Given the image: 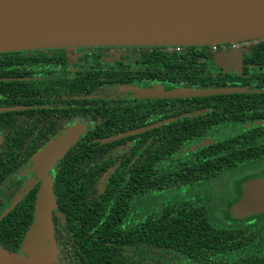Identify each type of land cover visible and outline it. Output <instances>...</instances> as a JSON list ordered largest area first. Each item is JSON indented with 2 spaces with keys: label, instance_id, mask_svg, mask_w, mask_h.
Masks as SVG:
<instances>
[{
  "label": "trees",
  "instance_id": "trees-1",
  "mask_svg": "<svg viewBox=\"0 0 264 264\" xmlns=\"http://www.w3.org/2000/svg\"><path fill=\"white\" fill-rule=\"evenodd\" d=\"M255 43L250 59L257 64L252 70L256 72L255 88L259 91H253L245 84H230L234 78L227 74H213L203 62L198 61L199 57L207 55L203 47H172L171 50L161 46L145 48L140 60L144 62L147 72L150 71L166 90L236 86L246 88L249 92L159 98L151 103L157 116L154 124L166 122L137 134L142 139L134 144V151L139 153L138 164H135L138 173L132 174L139 179V221L125 233L120 223L109 217L105 237L98 235V239L93 237L90 240L82 238V248L78 252L80 258L76 264H264V212L243 219L236 218L231 212L242 197L243 184L264 176V165L242 171L232 190V193L234 191L237 194L235 197L233 194L228 198L219 195L212 200L211 193L205 195V192H201L206 183L213 182L225 173L251 163L264 162V126L261 125L264 118L260 106L264 88V60L259 59L264 56V40ZM4 85L5 82H0V87ZM234 119L258 123L250 127L241 126L235 133L234 128H237L231 125ZM133 128L136 127L107 126L106 131L98 136L111 137ZM209 138L213 140L212 144L198 146L191 151L193 146ZM111 141L101 144L95 142L84 149L93 156L100 151H109L110 147L118 144ZM71 147L66 156L61 158L68 167L65 177L70 178L72 186L78 184L76 188L84 190L85 180H77L76 175H72V169L91 164L80 159L84 154L74 153L75 147ZM101 157L95 158L92 165L102 167L106 163L112 165L115 161L113 155L107 157L106 162ZM89 172H82L81 175L90 177L92 175ZM122 172L118 164L108 173L109 193L116 192L110 189L120 185L121 178L125 176ZM129 181L131 183V179ZM179 185L196 188V195L185 203L171 202L163 189ZM150 190L157 195L156 205L151 212L147 209V198L154 197ZM36 194L37 188L26 195L22 204L2 217L0 233L5 236L0 239L1 247L15 252V247L20 245L33 221ZM159 197L165 202L160 203ZM114 200L118 202L117 195ZM67 204L65 200L62 205L66 214L70 210ZM8 235L15 237L19 245L10 248L6 244ZM100 238H104V241L101 242ZM126 244L132 247V244L138 245L139 262L127 255L124 249Z\"/></svg>",
  "mask_w": 264,
  "mask_h": 264
},
{
  "label": "flooded vegetation",
  "instance_id": "flooded-vegetation-1",
  "mask_svg": "<svg viewBox=\"0 0 264 264\" xmlns=\"http://www.w3.org/2000/svg\"><path fill=\"white\" fill-rule=\"evenodd\" d=\"M258 40L264 39L199 46L205 49L207 55L199 57L198 61L203 62L215 75L227 74L234 78L230 80V84H245L256 91L254 80L257 75L252 68L257 64H254L250 56ZM148 47L156 46H77L16 51L17 54L0 53V82H5L0 87V221L16 198L30 186L29 181L35 179L31 171L33 156L73 128H82L76 145H73L74 153H83L84 157L79 158L91 165L83 168L75 166L72 175H76L77 180H85V189L76 188L78 184L72 186L70 178L65 177L68 167L62 159L69 151L50 171L56 202L53 222L57 252L53 264H76L80 258L78 252L82 248V238L90 240L93 237L98 239V235L105 237L109 217L120 223V228L125 233L139 221V179L132 174L138 173L135 164L139 161V153L133 149L134 144L142 138L137 135L139 133L131 132L155 123L157 116L150 104L157 98L137 97L135 90L152 89L156 86L165 89L150 71L147 72L144 62L140 60L142 52ZM161 47H168L169 50L177 48ZM178 48L184 49L185 46ZM220 48L231 49L239 54L240 59L217 65L213 58ZM259 59L264 60V56ZM262 74L264 76V70ZM260 101L264 118V88ZM261 122L264 126V119ZM256 123L258 122L234 119L231 125L237 128H234L237 133L239 127H250ZM114 125L136 128L111 137L98 136L106 131L107 126ZM108 138H116L111 142H118L109 151H100L92 156V153L84 149L95 142L101 144ZM111 155L115 160L112 165H92L95 158L102 156V161L106 162ZM118 164L125 176L121 178L122 182L118 187L110 189L116 192L109 193L107 175ZM82 172H89L92 176H82ZM96 176L98 178L95 180ZM38 187L39 183L34 184L29 192L35 188L38 190ZM163 190L167 198L176 203H185L197 193L196 188L181 185ZM116 195L118 202L114 200ZM152 196L147 198L149 212L153 210L157 200V195ZM25 197L26 195L20 198L14 207L22 204ZM158 199L160 203L165 202L161 197ZM65 200L70 205L67 214L62 206ZM4 236L5 234L0 233L1 240ZM8 236L6 244L10 248L19 245L15 237ZM100 241H104V238H100ZM22 244L23 239L15 247V252L22 251ZM132 245L134 247L126 244L124 249L126 248L127 255L134 257L133 261L139 262L138 245Z\"/></svg>",
  "mask_w": 264,
  "mask_h": 264
},
{
  "label": "water",
  "instance_id": "water-1",
  "mask_svg": "<svg viewBox=\"0 0 264 264\" xmlns=\"http://www.w3.org/2000/svg\"><path fill=\"white\" fill-rule=\"evenodd\" d=\"M257 39H264V0H0V53L77 46H215ZM247 92L242 87L135 90L137 97L157 99ZM81 130L73 128L33 156L35 179L4 213L39 183L33 221L20 253L0 246V264L54 263L46 257L56 249L50 171L76 143ZM212 143L211 138L205 139L191 151ZM231 212L238 219L264 212V176L243 184L242 197Z\"/></svg>",
  "mask_w": 264,
  "mask_h": 264
},
{
  "label": "rangeland",
  "instance_id": "rangeland-1",
  "mask_svg": "<svg viewBox=\"0 0 264 264\" xmlns=\"http://www.w3.org/2000/svg\"><path fill=\"white\" fill-rule=\"evenodd\" d=\"M233 50V49H232ZM214 61L217 65L220 64H226V63H232L235 61H238L240 59L239 54L234 53L233 51L228 50V49H224V48H220V51L218 53L214 54ZM68 134V133H67ZM66 134V135H67ZM262 166L264 165V162H257V163H251L248 164L242 168H239V170H235L232 172H228L223 174L222 176H220L219 178L215 179L213 182L211 183H206L203 186V190H201L202 194L203 192H205V195H208V193H211V199L214 200L215 198H217L219 195H221L222 197L228 198V197H233L234 195V191L232 193V190L234 189L235 186V182L238 180L239 176L243 173V170H247L250 167H256V166ZM247 172V171H246ZM231 194V195H229ZM216 209V208H215ZM221 213H219V216ZM235 225V223H234ZM56 252L57 250L54 249V251H52L51 253H49L46 257H48V259H50L51 261H55L56 259ZM44 255H42L43 257ZM52 256H54L55 259L52 260Z\"/></svg>",
  "mask_w": 264,
  "mask_h": 264
}]
</instances>
